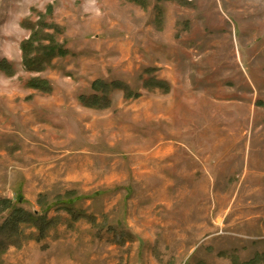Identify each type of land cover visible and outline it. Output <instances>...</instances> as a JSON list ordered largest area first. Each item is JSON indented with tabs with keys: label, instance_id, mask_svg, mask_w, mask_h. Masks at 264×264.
<instances>
[{
	"label": "rangeland",
	"instance_id": "1",
	"mask_svg": "<svg viewBox=\"0 0 264 264\" xmlns=\"http://www.w3.org/2000/svg\"><path fill=\"white\" fill-rule=\"evenodd\" d=\"M26 25L69 53L27 71ZM2 63L0 227L56 225L0 264H264V0H0Z\"/></svg>",
	"mask_w": 264,
	"mask_h": 264
},
{
	"label": "trees",
	"instance_id": "2",
	"mask_svg": "<svg viewBox=\"0 0 264 264\" xmlns=\"http://www.w3.org/2000/svg\"><path fill=\"white\" fill-rule=\"evenodd\" d=\"M26 27H31L32 36L29 40L23 42L21 48L23 51V65L25 69L29 72H41L45 69L47 65H49L53 59L56 57H64L69 52L63 47L58 45V43L51 36H43V38L50 39V43L48 45L40 44V35L41 31L36 30V27L26 25ZM45 40V39H43ZM0 70L6 74H12V68L7 63L0 64ZM148 84H154L157 87L165 89L168 85L164 82H160L157 80H151ZM31 88H35L42 91H49L51 88L49 84L42 80H34L29 84ZM100 87V88H99ZM95 90L103 92H108L112 89H117L123 91L128 98L134 96L131 94L128 86L121 82H114L111 85H106L103 82H97L94 85ZM83 103L87 106H106L108 105L107 97H98L92 96L88 99H83ZM0 204L4 205L5 209L11 208V202H1ZM59 204H64L65 210L70 213L74 220H79L84 216L81 212H76L73 208L74 201L68 202H60L55 204L54 206H58ZM53 206V207H54ZM52 208H49L50 212ZM23 224H29L33 227L37 228V235L33 234L29 236V239H38L40 241L44 240L48 235V231L56 225L55 219L49 220L46 215L40 214H31L27 213L22 209L14 208L12 214L9 219L0 227V250L1 253H5L10 246L19 245L21 243V238L24 233L21 230ZM248 264H258V257L251 260Z\"/></svg>",
	"mask_w": 264,
	"mask_h": 264
}]
</instances>
